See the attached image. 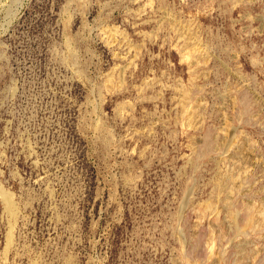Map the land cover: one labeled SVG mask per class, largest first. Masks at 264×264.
Here are the masks:
<instances>
[{
    "label": "rangeland",
    "instance_id": "obj_1",
    "mask_svg": "<svg viewBox=\"0 0 264 264\" xmlns=\"http://www.w3.org/2000/svg\"><path fill=\"white\" fill-rule=\"evenodd\" d=\"M0 264H264V0H0Z\"/></svg>",
    "mask_w": 264,
    "mask_h": 264
},
{
    "label": "bare ground",
    "instance_id": "obj_2",
    "mask_svg": "<svg viewBox=\"0 0 264 264\" xmlns=\"http://www.w3.org/2000/svg\"><path fill=\"white\" fill-rule=\"evenodd\" d=\"M6 200L8 203V206L10 207L11 210H14V203L12 202V199L6 195Z\"/></svg>",
    "mask_w": 264,
    "mask_h": 264
}]
</instances>
